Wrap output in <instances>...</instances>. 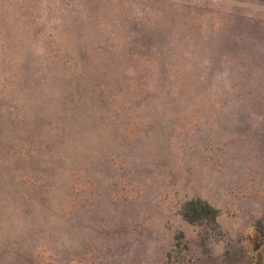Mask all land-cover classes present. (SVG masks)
<instances>
[{"label": "rangeland", "instance_id": "374dc122", "mask_svg": "<svg viewBox=\"0 0 264 264\" xmlns=\"http://www.w3.org/2000/svg\"><path fill=\"white\" fill-rule=\"evenodd\" d=\"M0 264H264V0H0Z\"/></svg>", "mask_w": 264, "mask_h": 264}, {"label": "trees", "instance_id": "16d2710c", "mask_svg": "<svg viewBox=\"0 0 264 264\" xmlns=\"http://www.w3.org/2000/svg\"><path fill=\"white\" fill-rule=\"evenodd\" d=\"M190 211L192 213L185 214V217L192 221L203 218L209 214H212V213H209L211 212V210L207 206H202L201 204H197V203H194V204L191 203Z\"/></svg>", "mask_w": 264, "mask_h": 264}]
</instances>
